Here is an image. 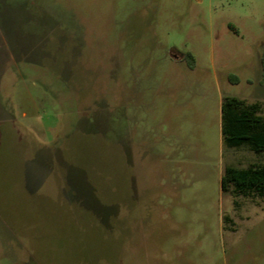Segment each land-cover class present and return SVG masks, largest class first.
<instances>
[{
  "label": "rangeland",
  "instance_id": "374dc122",
  "mask_svg": "<svg viewBox=\"0 0 264 264\" xmlns=\"http://www.w3.org/2000/svg\"><path fill=\"white\" fill-rule=\"evenodd\" d=\"M264 0H0V264H264Z\"/></svg>",
  "mask_w": 264,
  "mask_h": 264
},
{
  "label": "trees",
  "instance_id": "16d2710c",
  "mask_svg": "<svg viewBox=\"0 0 264 264\" xmlns=\"http://www.w3.org/2000/svg\"><path fill=\"white\" fill-rule=\"evenodd\" d=\"M264 74V54L262 57ZM223 142L228 148L247 147L264 152V114L260 101L249 102L237 96H226L222 106ZM224 192L234 191L237 195L264 196V165L237 168L227 165L222 177Z\"/></svg>",
  "mask_w": 264,
  "mask_h": 264
},
{
  "label": "crops",
  "instance_id": "0c3cea01",
  "mask_svg": "<svg viewBox=\"0 0 264 264\" xmlns=\"http://www.w3.org/2000/svg\"><path fill=\"white\" fill-rule=\"evenodd\" d=\"M240 98V97H239ZM243 99V98H242ZM242 148H247V147H240V148H230V149H242ZM247 150H248V152H251L252 150H250V149H248L247 148ZM254 152V151H253ZM260 154H263L264 155V152H262V153H260ZM257 164H259V165H264V162H259V163H257V162H251V163H249L247 166L246 165H239V167H237L236 165H234V164H229V165H232V166H235V167H237V168H248L249 166H251V165H257Z\"/></svg>",
  "mask_w": 264,
  "mask_h": 264
}]
</instances>
